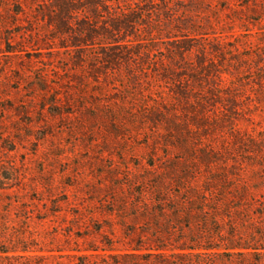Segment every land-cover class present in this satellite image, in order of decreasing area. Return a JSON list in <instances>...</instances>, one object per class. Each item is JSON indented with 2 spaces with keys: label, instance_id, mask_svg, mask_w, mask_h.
<instances>
[{
  "label": "rangeland",
  "instance_id": "obj_1",
  "mask_svg": "<svg viewBox=\"0 0 264 264\" xmlns=\"http://www.w3.org/2000/svg\"><path fill=\"white\" fill-rule=\"evenodd\" d=\"M110 1L138 18L121 37L208 50H108L86 0H0V264H264V0ZM190 188L246 255L152 250Z\"/></svg>",
  "mask_w": 264,
  "mask_h": 264
},
{
  "label": "trees",
  "instance_id": "obj_2",
  "mask_svg": "<svg viewBox=\"0 0 264 264\" xmlns=\"http://www.w3.org/2000/svg\"><path fill=\"white\" fill-rule=\"evenodd\" d=\"M86 1H88V11L91 14L92 20L95 22H97V20L102 21L101 24H103V26L101 27V36L107 40L106 45L107 48H109L108 50H115V48L126 49L127 47L131 49L130 46L133 42L138 43L137 45H139V47H135L136 49L144 47L143 50H148V44L164 43L167 45L165 50H173L175 55H177L181 60L183 59L184 55L189 53L191 50H208L207 45L204 43L207 41V39L203 38L202 36L198 38L199 35H186L183 32L184 29L182 27H177V29H179V35H173L164 39L149 38L139 40L136 39L134 41L127 40V34L123 35L122 37L120 34L127 32L129 29H131L132 26L138 24L136 20L138 18L136 16L132 15L133 17L129 19L127 18V16H124L121 11H113L110 0H105L106 2L104 5L98 4L97 2H95V0ZM84 6V4H79V8L75 9H84ZM104 16H106V20L104 19ZM96 28V26L93 27V32L95 34H97ZM145 41H147L148 43L147 45L143 46L142 42ZM196 42L203 43L196 46L194 45V43ZM179 73L180 71H172V73L168 76L166 75V78L164 79L175 83L176 79H182L181 76L186 77L185 74L182 75ZM188 80H191V78L187 76L184 82H188ZM180 89L181 90H178V92L176 93V95H178L176 96V99L178 101L181 100L182 102H186L187 105V103L189 102L187 93H190V91H187L182 87ZM199 103H201V100L196 99L195 104L201 107ZM188 106L190 108L193 107L190 104ZM159 205L161 206H159L158 208V214L161 217L166 218V225L164 230L167 231L169 236H175V233H177L176 235L181 236V240L177 242L176 246L169 247L162 244L156 245L152 248L153 251L160 252L169 250L173 253V255H178L175 254L174 251L188 252L186 256H192L196 258H202L203 256H207L210 258L223 257L226 258V262H231L230 259L234 256L246 255V252L244 251H246L248 248L246 246L237 244V236L232 233V231H234L235 229L234 225L231 226V234H224L220 231L222 229L220 227L221 224H219L218 228L220 229L218 230V228H211L204 222V215L206 214V212L204 211L206 207L208 209L209 204L206 203L205 198H201V196H199V193L195 192L192 188L189 189L185 201L180 202L172 200L170 202L168 201L167 205L162 204L161 201L159 202ZM210 205L211 208L209 209L211 210V212H213L214 214L216 213V215L221 213L224 217L227 218L228 222L233 224L230 204L211 203ZM183 221L185 227L182 225ZM212 221L216 225L217 220L210 219L211 225ZM220 223H222V219ZM186 240H188L189 243L185 242ZM138 249L140 248H137V250ZM148 250L150 251L151 249Z\"/></svg>",
  "mask_w": 264,
  "mask_h": 264
}]
</instances>
